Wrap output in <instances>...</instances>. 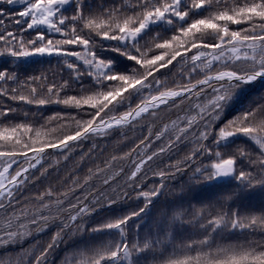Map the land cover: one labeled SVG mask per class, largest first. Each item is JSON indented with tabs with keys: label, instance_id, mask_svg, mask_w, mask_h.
Segmentation results:
<instances>
[{
	"label": "snow or ice",
	"instance_id": "obj_1",
	"mask_svg": "<svg viewBox=\"0 0 264 264\" xmlns=\"http://www.w3.org/2000/svg\"><path fill=\"white\" fill-rule=\"evenodd\" d=\"M36 55L59 81L0 69V264L77 237L61 264H264V202L245 203L264 196V0H0V58ZM185 175L217 195L144 224Z\"/></svg>",
	"mask_w": 264,
	"mask_h": 264
},
{
	"label": "trees",
	"instance_id": "obj_2",
	"mask_svg": "<svg viewBox=\"0 0 264 264\" xmlns=\"http://www.w3.org/2000/svg\"><path fill=\"white\" fill-rule=\"evenodd\" d=\"M60 63V58L55 56H32L28 58H24L19 61H13L9 59L0 58V69L6 67H14L17 69L19 75L23 79L24 76H31V75H40L41 72H44L45 75L48 76L49 81L52 79H56L59 81L58 76H54L53 73L57 70V66ZM123 60H121L120 67L123 66ZM258 94V93H257ZM252 97L250 96H241L235 102L234 106L229 109L228 111V118L238 114L240 111L244 110ZM4 103L3 100H0V104ZM49 109H55L58 106L56 105H49L47 106ZM51 111L45 113V115H52ZM168 113H162L161 117L166 119L168 117ZM174 118V117H173ZM147 123V122H145ZM159 121L157 122V126H159ZM53 126H55V121L53 122ZM155 130V129H153ZM146 135V133H141L139 126L129 131L127 139L117 138L116 140L112 141L110 144L107 145L109 153H119L121 149L127 150L125 148L126 144H131L132 140L136 139L140 135ZM79 157H77V161ZM55 162V158H53L52 163ZM83 163H91L87 161L85 158L84 162L77 163L73 161L72 164H69L68 167L71 169L75 166L78 170ZM51 170V169H50ZM87 170L85 169V172ZM60 179L63 180L66 177V171L64 169V162L61 160L59 164V171L57 173ZM51 180L54 182L56 180V176L51 177ZM188 177L185 176H178L175 180L170 181L172 192L171 195H162L158 198L155 205L147 212V215L144 217V224H147L149 227L153 226V221L157 218L159 212L164 209L165 207H172L174 205L183 204L185 207L189 205V203H197V202H207L213 199L218 191L219 186L216 184L211 185H196L194 187L188 186ZM183 189V190H181ZM264 202V196H261L259 193L250 195L245 203L251 204L252 206L259 207L261 203ZM139 204L138 201H129L127 204H120L113 206L111 209H101L100 215H119L125 212L131 211L133 208L137 207ZM34 239H39V244L36 245L37 248L42 247L50 241L51 237L48 234H41L39 237ZM87 240V237H77L72 240L63 243L57 248L53 254L49 256L48 264H61V262L65 259L66 255H69L70 252L80 246H83L84 242ZM34 241H26L25 247L33 243Z\"/></svg>",
	"mask_w": 264,
	"mask_h": 264
}]
</instances>
